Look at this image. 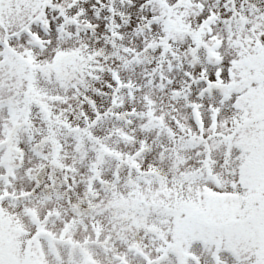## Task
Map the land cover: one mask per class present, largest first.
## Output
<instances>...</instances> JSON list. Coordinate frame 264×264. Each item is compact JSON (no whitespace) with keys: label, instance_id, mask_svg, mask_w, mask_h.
<instances>
[{"label":"snow or ice","instance_id":"1","mask_svg":"<svg viewBox=\"0 0 264 264\" xmlns=\"http://www.w3.org/2000/svg\"><path fill=\"white\" fill-rule=\"evenodd\" d=\"M0 264H264V0H0Z\"/></svg>","mask_w":264,"mask_h":264}]
</instances>
